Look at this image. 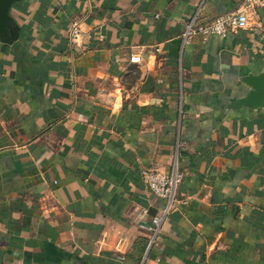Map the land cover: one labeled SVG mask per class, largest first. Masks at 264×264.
<instances>
[{
  "label": "crops",
  "instance_id": "crops-1",
  "mask_svg": "<svg viewBox=\"0 0 264 264\" xmlns=\"http://www.w3.org/2000/svg\"><path fill=\"white\" fill-rule=\"evenodd\" d=\"M245 0H21L0 42V264H264V7L225 37L187 22ZM81 36L73 42V30ZM140 56V63H131ZM183 175L174 209L142 179Z\"/></svg>",
  "mask_w": 264,
  "mask_h": 264
},
{
  "label": "built area",
  "instance_id": "built-area-1",
  "mask_svg": "<svg viewBox=\"0 0 264 264\" xmlns=\"http://www.w3.org/2000/svg\"><path fill=\"white\" fill-rule=\"evenodd\" d=\"M256 7H264V0H245L241 8L227 15L220 16L214 20L202 23L199 19L200 10L187 22L183 34L184 41H188L195 36L207 39L210 36L225 37L230 32H238L248 26L249 10ZM73 42L81 36L79 29L73 30ZM131 63H140V56H133ZM142 179L148 189L158 198L166 202L163 213L155 217L148 230L152 234V242L160 231L161 225L174 209L178 189L183 182V175L178 170L177 162L170 173H163L154 169H146L142 172Z\"/></svg>",
  "mask_w": 264,
  "mask_h": 264
},
{
  "label": "water",
  "instance_id": "water-1",
  "mask_svg": "<svg viewBox=\"0 0 264 264\" xmlns=\"http://www.w3.org/2000/svg\"><path fill=\"white\" fill-rule=\"evenodd\" d=\"M21 0H0V42L12 44L19 37V28L11 17L12 7ZM245 84L250 88L248 95L238 105L251 108L264 107V74L247 77Z\"/></svg>",
  "mask_w": 264,
  "mask_h": 264
}]
</instances>
